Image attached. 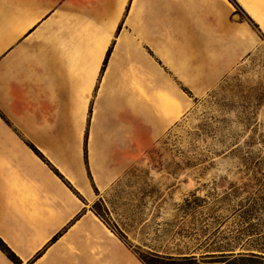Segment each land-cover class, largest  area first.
<instances>
[{
    "label": "crops",
    "instance_id": "0c3cea01",
    "mask_svg": "<svg viewBox=\"0 0 264 264\" xmlns=\"http://www.w3.org/2000/svg\"><path fill=\"white\" fill-rule=\"evenodd\" d=\"M232 1L0 0V238L18 260L0 250V264L183 256L167 250L165 223H134V185L149 152L261 46L264 0ZM156 198L147 216L169 211L168 189Z\"/></svg>",
    "mask_w": 264,
    "mask_h": 264
},
{
    "label": "rangeland",
    "instance_id": "374dc122",
    "mask_svg": "<svg viewBox=\"0 0 264 264\" xmlns=\"http://www.w3.org/2000/svg\"><path fill=\"white\" fill-rule=\"evenodd\" d=\"M146 159L149 166L134 185L143 194L135 202L134 223L152 221L153 233L160 230L157 223L166 224L161 241L169 253L183 256L162 260L264 264V37ZM167 189V214L147 216ZM104 207L97 204L95 210L108 222ZM140 250L145 264H178L159 263Z\"/></svg>",
    "mask_w": 264,
    "mask_h": 264
},
{
    "label": "trees",
    "instance_id": "16d2710c",
    "mask_svg": "<svg viewBox=\"0 0 264 264\" xmlns=\"http://www.w3.org/2000/svg\"><path fill=\"white\" fill-rule=\"evenodd\" d=\"M0 250L3 251L12 261L17 263V257L14 255V253L9 249V247L2 241L0 238ZM159 263H165V262H170V263H178V264H196L195 260L193 258H183V259H178V260H162V259H154Z\"/></svg>",
    "mask_w": 264,
    "mask_h": 264
}]
</instances>
